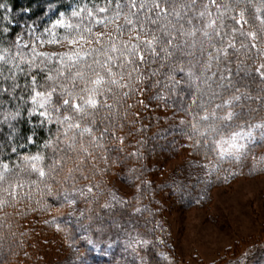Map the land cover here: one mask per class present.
<instances>
[{"label":"clouds","instance_id":"9594fccd","mask_svg":"<svg viewBox=\"0 0 264 264\" xmlns=\"http://www.w3.org/2000/svg\"><path fill=\"white\" fill-rule=\"evenodd\" d=\"M262 65L264 0H0V264H47L28 212L54 264H184L168 214L264 176Z\"/></svg>","mask_w":264,"mask_h":264},{"label":"rangeland","instance_id":"374dc122","mask_svg":"<svg viewBox=\"0 0 264 264\" xmlns=\"http://www.w3.org/2000/svg\"><path fill=\"white\" fill-rule=\"evenodd\" d=\"M168 215L172 243L184 264H197L194 252L231 255L242 243L264 237V176L216 188L205 207L173 209Z\"/></svg>","mask_w":264,"mask_h":264},{"label":"trees","instance_id":"16d2710c","mask_svg":"<svg viewBox=\"0 0 264 264\" xmlns=\"http://www.w3.org/2000/svg\"><path fill=\"white\" fill-rule=\"evenodd\" d=\"M35 2V0H10L11 6H12V10L16 11L20 8H23L25 6L31 7V5ZM63 10V6H58L57 9V14L59 11ZM44 11V9L42 7H38L35 11L31 12L29 14L30 18H35L37 16H39L42 12ZM12 19V23H11V30L14 32L17 30L16 27V18L13 17ZM21 19H23V16H21ZM47 22V18H44V20L42 21V23ZM5 26H9L7 24V22H5ZM141 99H143V93H140ZM152 106L150 105L149 107V111H151ZM138 115H141L140 113H138ZM190 151V150H189ZM191 158V157H190ZM256 177H260L258 175H256V173L249 171L248 174L246 176H239V177H234L232 180L228 181L227 183L225 182H218L212 186L209 187L208 189V194L205 195L203 197V199L200 200V202L198 204H194L193 206H188L185 205L182 208L185 209H189L192 207H205V205L211 201V192L216 189V188H220V187H228L231 184H233L234 182L240 180V179H250V178H256ZM21 211H23V209H21ZM41 219L40 216L36 215L35 213L32 212H28L25 214V216L22 218L21 220V224L23 226V228H36L38 230V234L36 236V240L32 241V242H38L40 247H39V254L43 255L45 257V262H47V264H54V262L60 258V253H58L56 251V248L59 245H54L52 244V240L53 239H58V234L57 235H53L52 233H45L42 231H39L40 228H46V225H40L39 222ZM47 240L48 243L45 244L44 241ZM31 251V249H29ZM27 264V262H26ZM39 264H44V262H39Z\"/></svg>","mask_w":264,"mask_h":264},{"label":"snow or ice","instance_id":"6c2138e0","mask_svg":"<svg viewBox=\"0 0 264 264\" xmlns=\"http://www.w3.org/2000/svg\"><path fill=\"white\" fill-rule=\"evenodd\" d=\"M241 23H243V21H241ZM98 35H102V34H98ZM250 35L254 38L256 34L255 33H250ZM81 39H83V37H81ZM144 39L148 40L147 37H144ZM72 42L75 43V41H72ZM148 43L149 44H153L154 43V39L153 40H148ZM139 55H140V59H143V53L141 52V53H139ZM262 67H264V65H262ZM109 71H111V70H109ZM100 79H102V78H100ZM100 79L97 80V83L100 82ZM37 95H39V93H37ZM89 102H91L93 104L96 103V101L94 99H91V98H90ZM76 107L79 108V104H77ZM41 175H43L42 171H41ZM57 227H59V225H57Z\"/></svg>","mask_w":264,"mask_h":264}]
</instances>
